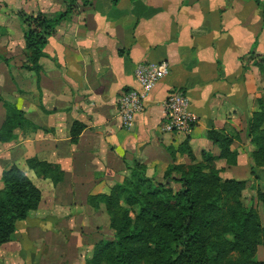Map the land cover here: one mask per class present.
Here are the masks:
<instances>
[{
	"label": "crops",
	"instance_id": "obj_1",
	"mask_svg": "<svg viewBox=\"0 0 264 264\" xmlns=\"http://www.w3.org/2000/svg\"><path fill=\"white\" fill-rule=\"evenodd\" d=\"M70 5L47 38L40 70L23 68L17 13L53 18ZM263 8L264 0H0V129L5 103L29 122L13 130L15 138L0 140V188L3 171L15 165L41 190L38 207L0 245V264L89 258L114 234L99 195L129 176L134 162L162 180L171 162L167 148L175 150V163L189 162L177 151L186 135L163 129V100L173 90L187 96L198 119L187 135L194 156L218 154L206 138L210 128L238 132L236 165H215L224 178L250 169L246 121L257 100L264 104ZM141 62H166L169 72L126 129L117 101L137 86L133 71ZM32 158L58 165L62 180L39 176L28 166Z\"/></svg>",
	"mask_w": 264,
	"mask_h": 264
},
{
	"label": "trees",
	"instance_id": "obj_2",
	"mask_svg": "<svg viewBox=\"0 0 264 264\" xmlns=\"http://www.w3.org/2000/svg\"><path fill=\"white\" fill-rule=\"evenodd\" d=\"M111 2L116 4L118 0ZM72 11L70 5L53 18L41 12L17 13L24 41L23 68L40 70L39 59L47 38ZM257 101L258 109L245 126L253 147L249 153L250 172L264 166V105ZM5 106L1 141L15 138L13 130L29 123L21 109L10 103ZM78 133L72 129L74 137ZM206 138L218 148L217 155L202 150L197 159L186 136L177 151L187 154L188 163H175V150L167 148L171 162L162 180L147 175L145 164L134 162L129 176L98 196L114 234L97 244L85 264H264L256 258L258 247H264V226L259 212L243 203L247 180L224 178L221 168L215 165L217 159H224L227 166L236 165L234 143L238 132L210 128ZM28 166L53 183L63 178L56 164L32 158ZM1 180L0 245L10 239L17 223L41 201V190L17 166L4 170ZM171 181L180 187H172ZM257 199L264 206V190L257 192Z\"/></svg>",
	"mask_w": 264,
	"mask_h": 264
},
{
	"label": "built area",
	"instance_id": "obj_3",
	"mask_svg": "<svg viewBox=\"0 0 264 264\" xmlns=\"http://www.w3.org/2000/svg\"><path fill=\"white\" fill-rule=\"evenodd\" d=\"M169 72L166 62H141L134 67L137 86L124 91L118 98L117 109L121 124L130 129L135 117L144 109L149 92ZM189 100L181 91H171L163 100L165 122L163 129L188 135L197 123V116L188 108Z\"/></svg>",
	"mask_w": 264,
	"mask_h": 264
},
{
	"label": "rangeland",
	"instance_id": "obj_4",
	"mask_svg": "<svg viewBox=\"0 0 264 264\" xmlns=\"http://www.w3.org/2000/svg\"><path fill=\"white\" fill-rule=\"evenodd\" d=\"M262 104H263V102H262ZM245 136H246V133H245ZM238 137H239V135H238ZM252 149H253V147H252ZM254 170L255 171L250 172V169L248 168V170L238 172L236 175L238 177L237 179L247 180V188L243 192V203H244V205H246L247 208H248V206L251 205L259 212L261 222L264 226V206L257 199V192L259 190H264V166L255 168ZM73 255H77V251H73ZM233 255L235 256L234 253H233ZM86 257H87L86 254L85 255L81 254L78 257L76 256V258L73 260L74 264H85ZM256 258L260 259V260H264V247H263V245H260L258 247V251L256 253ZM63 263L67 264V260H66L65 256H64Z\"/></svg>",
	"mask_w": 264,
	"mask_h": 264
}]
</instances>
